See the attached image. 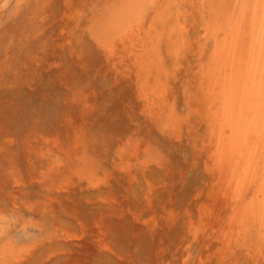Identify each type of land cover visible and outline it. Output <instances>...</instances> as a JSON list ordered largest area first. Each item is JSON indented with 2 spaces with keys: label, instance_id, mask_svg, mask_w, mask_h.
<instances>
[{
  "label": "rangeland",
  "instance_id": "1",
  "mask_svg": "<svg viewBox=\"0 0 264 264\" xmlns=\"http://www.w3.org/2000/svg\"><path fill=\"white\" fill-rule=\"evenodd\" d=\"M129 1L0 0V264H264L254 233L253 245L240 239L224 248L221 235L207 247L200 241L202 232L212 233L207 214L225 213L198 151L206 129L185 75L197 76L204 63L194 7L209 17L219 0H159L144 8L145 27L151 23V35L161 37L159 74H150L166 99V113L154 107L160 118L136 91L139 79L144 91L155 85L143 73L137 80L131 60L145 34L124 47L114 43L112 56L103 47ZM161 13L168 16L160 24ZM164 32L172 33L169 42Z\"/></svg>",
  "mask_w": 264,
  "mask_h": 264
},
{
  "label": "bare ground",
  "instance_id": "2",
  "mask_svg": "<svg viewBox=\"0 0 264 264\" xmlns=\"http://www.w3.org/2000/svg\"><path fill=\"white\" fill-rule=\"evenodd\" d=\"M158 1L159 0H132L131 5L129 6V8L126 9V11H125L126 6H124L123 11L125 12L124 13L122 12L123 15L119 23L115 24L114 26L115 33H114V38L111 41L112 43L103 45L104 49L107 50L109 55L112 56L114 43L118 42L124 47L127 42L128 43L131 42L132 37L137 36L141 33L145 34V39H147V43L146 41L142 40L143 42H141L140 44L138 43L136 49L133 48V53L131 54V60H133L132 65L135 64V66L137 67V76H136L137 80H138V77L140 76V73L144 74L145 80L149 79L150 77H153L154 79L155 85L152 88L150 87L151 89L149 90L147 89L144 91L143 88H146L147 85H145L144 83H141L143 82V80L140 81L141 79L137 81V85H136L138 89V90L136 89V91L139 92L138 95L140 99L142 100V105L146 107L147 109L146 111L151 113V115L153 114L152 112H154L155 114L156 113L158 114L157 111L159 110L156 111V109L154 108L155 105L158 103H159L158 107L164 110L163 105L161 104L162 102L166 103L165 102L166 99H165L164 92L158 89L159 86L157 87L158 79H156L155 75H150L154 73L159 74V69L157 67V64H158L157 54H158V44L159 42H161L160 33L153 32L154 34L151 35L154 27H152L150 23L149 24L150 26L147 30L146 27L148 26L145 27V19L143 16V12H144V8H146L145 6H149L152 9H155L157 7ZM219 2H220L218 6L219 9L217 11H214V13L210 15L209 17L207 16L208 18L205 16V12L203 11V9L199 8L198 6L194 7V10L195 9L198 10L201 16L200 23H198L199 22L198 20L197 22L198 25L195 27H197L198 29L197 31L202 32L201 36L198 37L197 40L195 41V44L198 46V52H199L198 54L200 56V59L201 60L204 59L202 60L204 61V63L203 62L201 63L200 61H198L200 62V65L198 63L199 69L198 70L196 69L197 76H190V73L188 74L189 77L187 73L185 75V78H188L187 79L188 84H190V86L191 85L194 86L195 89L197 90V94L194 97L195 104L193 105V108L195 109L196 114L198 115L201 123L204 125L206 129V133L205 131L203 132L204 136H202L201 138L199 137L200 140L197 146L198 151L201 154H204L203 155L204 168L212 176L211 184L209 185V187L213 191L216 190L215 192L216 197L214 196L217 201L216 204L217 206H219L221 212L223 214L225 213L224 217L219 216V211L218 213H215L214 215L207 214L208 216V217L206 216L207 222L210 225V228L212 229V233L204 234L202 232L201 234L202 237L200 241L202 240V243H203L202 245L203 246L205 245V247H207V245H209V243H211L212 241L223 238V240H221V246H223L224 248H229V244L232 241L235 242L236 244V242L242 239L244 242L247 243L248 242L247 240L252 239V237L250 238L249 236L254 233L256 236V240H255L256 244L254 245L258 253L257 254L255 252L253 253H255L256 255L258 254L261 255L262 248L264 247V0H219ZM121 10L122 9L117 10V11H121ZM198 12H197V15H198ZM167 16L168 15H166L165 13L164 14L161 13V15L157 17V21L160 22L161 24L162 22L166 21ZM105 20L109 21V19H106V17H105ZM174 25L175 24H173L172 30L170 29L171 32L174 29ZM60 29H64V28L61 27ZM184 30H185L184 26H181L179 28L180 36H182L180 31L183 33V37L185 36L186 31L184 32ZM171 32H168L167 34H165V32L162 33L163 35H166L164 37L165 41L167 42L170 41L171 34H172ZM181 45H183V43ZM175 46H179V44ZM168 48H170V46ZM64 69L66 68L64 67ZM160 76H162V74ZM148 82L149 81L147 80V83ZM143 84L145 85V87H143L144 86ZM137 99L139 98L137 97ZM175 106L176 105H174V107ZM174 112H171V113L173 114ZM164 113H166V111ZM167 113H170V112H167ZM158 117H159V114H158ZM185 118L184 120H186ZM168 122H171V121H168ZM176 124H179V123H176ZM178 127L180 126L178 125ZM166 131L164 132L166 133ZM170 131L172 132V130ZM179 132L180 131L176 133H179ZM126 145H129V144H126ZM126 167H128V164ZM126 167H124V169ZM103 183H104V180H103ZM207 193H209V191ZM196 196H197V193H196ZM196 205L199 206L198 203ZM202 210L204 211V209ZM200 217L202 218V216ZM213 221L215 223H212ZM188 228L189 227H187V229ZM205 229H206L205 231H207V228ZM189 230L192 231L191 227L189 228ZM254 234H253V237L255 238ZM220 235L222 238L220 237ZM192 236L193 238H195L196 234L195 235L193 234ZM252 241L253 239L251 240V243L253 245L254 241L253 242ZM74 242L75 241H73V243ZM78 243L76 242V245ZM241 244H242V241H241ZM10 245L11 244L7 242L5 243L4 246H6V248H9ZM233 246H237V244ZM74 247L72 250H74ZM2 248H5V247L2 246ZM10 250H12V248ZM227 250L228 249H226V251ZM246 251L248 252L247 249ZM246 251L244 253L247 254ZM27 252L28 251H26L25 253ZM216 252L218 253V251ZM227 253L229 252H226V254ZM225 255H224V258H225ZM10 256L11 255L9 253V257ZM261 256H264V254ZM23 257H27V255H24ZM66 258H69V256ZM230 263H233V262L231 261Z\"/></svg>",
  "mask_w": 264,
  "mask_h": 264
}]
</instances>
